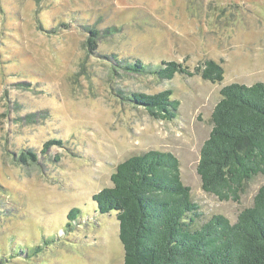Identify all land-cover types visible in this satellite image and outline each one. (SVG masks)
I'll list each match as a JSON object with an SVG mask.
<instances>
[{"label":"rangeland","instance_id":"obj_1","mask_svg":"<svg viewBox=\"0 0 264 264\" xmlns=\"http://www.w3.org/2000/svg\"><path fill=\"white\" fill-rule=\"evenodd\" d=\"M88 28L105 33L93 50ZM115 57L192 71L214 60L225 75L216 84L130 75ZM257 82L264 0H0V264H124L117 213L100 214L93 196L113 187L120 163L151 150L179 159L203 219L235 223L264 175L237 203L206 193L197 169L221 89ZM165 90L180 102L174 121L122 98ZM24 150L38 162L20 163ZM76 208L82 215L68 228Z\"/></svg>","mask_w":264,"mask_h":264},{"label":"trees","instance_id":"obj_2","mask_svg":"<svg viewBox=\"0 0 264 264\" xmlns=\"http://www.w3.org/2000/svg\"><path fill=\"white\" fill-rule=\"evenodd\" d=\"M88 29L87 45L93 50L105 33ZM115 58V67L127 74L161 80L180 74L216 84L225 75L223 65L214 60L192 71L174 61L153 66ZM220 94L197 170L206 193L238 203L247 184L264 175V83L231 84ZM172 96L171 90H165L156 95L128 93L122 98L155 120L174 121L180 102ZM18 157L22 164L38 162L31 150ZM112 183L93 201L100 214L117 213L124 264H264V185L253 206L242 210L232 223L222 214L203 219L191 188L182 181L180 161L171 152L151 150L126 159L117 166ZM81 215V209H72L67 227L73 228Z\"/></svg>","mask_w":264,"mask_h":264}]
</instances>
